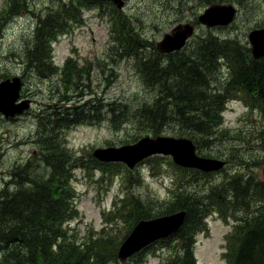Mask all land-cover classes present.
<instances>
[{
	"label": "rangeland",
	"instance_id": "rangeland-1",
	"mask_svg": "<svg viewBox=\"0 0 264 264\" xmlns=\"http://www.w3.org/2000/svg\"><path fill=\"white\" fill-rule=\"evenodd\" d=\"M11 1L0 0V81L19 77L22 82L19 101L29 100L30 108L12 119L0 115V192L3 189L10 192L29 189L30 185H21L18 177L12 178V173L22 172V164L31 162L35 165L38 162V156L31 157L36 150L39 153L38 139L48 133L47 129L37 126L39 117L50 113L64 98L69 100L68 104H62L64 107L73 108L80 99L93 100L94 103L98 98L103 105L97 110L101 120L99 117L94 123L79 122L66 129L65 136L59 134V138L71 162L79 164L73 168L70 181L75 214L65 226L76 242L88 235L101 238L97 252L104 260L110 255L109 250L115 249L113 255L116 264H120L116 248L125 240L132 219L122 208L127 187L146 212L157 218L165 215L162 212L175 200L173 196L177 192L203 195L211 187L225 184L230 176L264 180V116L253 98L249 101L234 98L225 103L222 124L215 140L207 148L196 149L201 157L225 161V167L205 179L198 178L194 183L185 185L188 179L184 178L175 181L174 163L168 156H151L130 170L122 163H102L91 155L95 149L119 148L146 136L153 137L142 134L139 124L133 127L127 113L123 117L126 120L116 126L107 120V104H128L135 108L156 94L141 84L134 67L136 58L116 55L113 48L120 45L115 40V32L110 30L114 20L115 23L118 19L127 20L128 26L142 37L147 45L144 48L146 57L154 51L150 45L155 47L164 34L170 33L175 25L184 23L193 24L195 34L181 52H190L198 39L208 34L249 47L248 33L264 28V0H221V3H215L233 6L236 15L230 25L209 29L198 23V16L209 5L207 0H125L122 10L105 0L91 6L82 0H14L20 5L19 9L24 10L7 18L5 12ZM70 1L82 8L80 22H72L71 33L60 35L52 42L57 73L50 78L36 77L23 61L25 50L33 41L37 18L54 10L60 11V6L68 5ZM69 58L73 61L68 62ZM70 66H75L74 71L79 74L68 72ZM218 73L210 84L211 88L219 89L226 81ZM183 133L176 123L170 122L157 136L187 138ZM204 222L205 231L194 237L196 263L228 264L231 259L226 258V238L238 222L233 218L223 220L215 213L205 217ZM161 246V240L149 245L143 251L142 262L163 264L168 253ZM135 256L129 257L125 263Z\"/></svg>",
	"mask_w": 264,
	"mask_h": 264
},
{
	"label": "trees",
	"instance_id": "trees-1",
	"mask_svg": "<svg viewBox=\"0 0 264 264\" xmlns=\"http://www.w3.org/2000/svg\"><path fill=\"white\" fill-rule=\"evenodd\" d=\"M101 1L82 0L88 6ZM221 2L207 0L206 3ZM60 7V11L54 10L43 18H37L33 41L24 53L23 64L39 78H50L57 73L52 42L60 35L70 34L72 22H80V5L70 1ZM19 8L17 1L12 0L5 15L9 18L24 10ZM110 30L115 32V40L120 45L113 48L116 55L136 58L134 67L141 84L156 93L154 98L141 101L135 108L128 104H107V120L113 126L124 122L126 119L123 117L127 113L133 127L139 124L142 134L155 137L162 133L166 123L174 122L195 148L202 150L215 140L228 100L249 101L253 98L264 116V57L254 59L249 47L208 34L198 39L188 53L180 50L161 55L154 45H150L154 51L146 57V42L128 26L127 20L118 19L116 23L114 20ZM72 61L69 58L68 62ZM75 69V66H70L68 72L79 74ZM217 71L226 80L219 89L210 87ZM62 82L67 83L65 80ZM68 101L64 98L55 104L50 113L39 117L37 126L47 129L48 133L38 139L39 153L36 150L31 157L38 156V162L35 165L31 162L22 164V172L12 173V178L18 177L21 185H30L29 189L12 192L3 189L0 192L1 264H116L115 249L109 250L107 259L99 257L97 243L102 241L101 238L88 235L76 242L65 226V222L75 214L70 181L73 168L79 164L71 162L59 134L65 136L66 129L79 122H96L100 117L97 110L103 106L99 98L94 103L93 100L78 101L73 108L62 106ZM172 169L176 182L188 179L185 185L209 175L174 164ZM126 192L122 208L132 219L125 237L137 222L155 218L146 212L128 187ZM173 197L175 200L162 213L167 215L183 211L185 217L175 233L161 240V248L168 253L163 264H197L194 237L198 232L205 231L204 219L211 213L223 220L233 218L238 222L226 238V258L231 259L228 264H264V180L251 181L249 177L230 176L225 184L211 187L203 195L183 191ZM146 248L125 264H144L141 257Z\"/></svg>",
	"mask_w": 264,
	"mask_h": 264
},
{
	"label": "water",
	"instance_id": "water-1",
	"mask_svg": "<svg viewBox=\"0 0 264 264\" xmlns=\"http://www.w3.org/2000/svg\"><path fill=\"white\" fill-rule=\"evenodd\" d=\"M121 9L122 0H111ZM236 15L231 5L212 4L198 17V23L205 28L225 27L230 25ZM194 27L188 23L175 25L170 33L164 34L156 43L159 54L166 55L180 51L186 42L192 38ZM251 56L254 59L264 57V28L251 30L247 35ZM22 83L14 76L0 82V115L13 118L30 107L29 100L19 101ZM168 156L173 163L184 169H195L202 173L218 172L225 166V161L201 157L196 153L195 146L188 138L168 136L143 137L132 145L119 148L95 149L92 156L104 163H123L128 169H133L139 162L151 156ZM183 211L163 215L149 220L137 222L129 235L118 248L117 259L125 264L127 259L156 241L166 239L175 233L183 224Z\"/></svg>",
	"mask_w": 264,
	"mask_h": 264
},
{
	"label": "flooded vegetation",
	"instance_id": "flooded-vegetation-1",
	"mask_svg": "<svg viewBox=\"0 0 264 264\" xmlns=\"http://www.w3.org/2000/svg\"><path fill=\"white\" fill-rule=\"evenodd\" d=\"M105 1H109V2H111V3H113L111 0H105ZM122 2H123V5H124V3H125V0H122ZM193 25V24H192ZM195 28V27H194ZM189 42V41H188ZM188 42L185 44V46L188 44ZM184 46V47H185Z\"/></svg>",
	"mask_w": 264,
	"mask_h": 264
}]
</instances>
